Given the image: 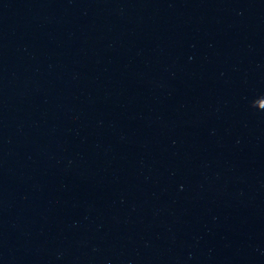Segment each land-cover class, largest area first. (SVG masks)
Listing matches in <instances>:
<instances>
[{"label": "water", "instance_id": "water-1", "mask_svg": "<svg viewBox=\"0 0 264 264\" xmlns=\"http://www.w3.org/2000/svg\"><path fill=\"white\" fill-rule=\"evenodd\" d=\"M0 264H264V0H0Z\"/></svg>", "mask_w": 264, "mask_h": 264}]
</instances>
